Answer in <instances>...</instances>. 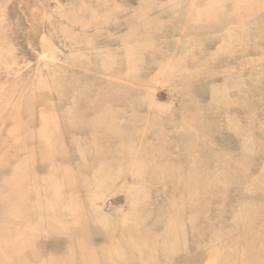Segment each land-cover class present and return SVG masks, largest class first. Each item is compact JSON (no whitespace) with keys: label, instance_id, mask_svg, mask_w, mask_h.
Returning a JSON list of instances; mask_svg holds the SVG:
<instances>
[{"label":"rangeland","instance_id":"obj_1","mask_svg":"<svg viewBox=\"0 0 264 264\" xmlns=\"http://www.w3.org/2000/svg\"><path fill=\"white\" fill-rule=\"evenodd\" d=\"M0 264H264V0H0Z\"/></svg>","mask_w":264,"mask_h":264}]
</instances>
